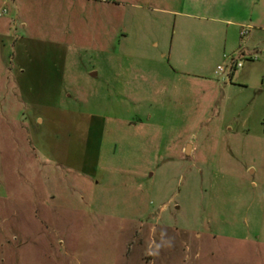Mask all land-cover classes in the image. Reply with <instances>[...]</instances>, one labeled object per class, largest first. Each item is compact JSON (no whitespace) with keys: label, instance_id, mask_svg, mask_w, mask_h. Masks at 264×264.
<instances>
[{"label":"rangeland","instance_id":"obj_1","mask_svg":"<svg viewBox=\"0 0 264 264\" xmlns=\"http://www.w3.org/2000/svg\"><path fill=\"white\" fill-rule=\"evenodd\" d=\"M0 12V264H264V0Z\"/></svg>","mask_w":264,"mask_h":264},{"label":"crops","instance_id":"obj_2","mask_svg":"<svg viewBox=\"0 0 264 264\" xmlns=\"http://www.w3.org/2000/svg\"><path fill=\"white\" fill-rule=\"evenodd\" d=\"M170 13H179V14H190L188 12H182L180 10H169ZM241 25V24H240ZM242 29H243V25H241ZM250 28V27H249ZM241 29V31H242ZM240 31V34H241ZM250 31V30H249ZM249 33V32H248ZM157 44V42H156ZM165 55L167 54V52H164ZM95 75H97V73L95 72ZM38 120L40 122H42V119L38 118ZM37 120V121H38ZM40 149V148H39ZM41 150V149H40ZM52 156V157H51ZM45 162H48L49 164L53 165V166H57L62 168H66L67 170H69V172H78L82 173V174H86L87 176H95L96 174H94L95 172V168H94V163H96V161L98 162V157H91V162H88V157H68L66 156L64 153H55V155L53 154H47V157H41ZM78 162L80 165L76 166L73 163ZM77 163V164H78ZM80 175V174H79Z\"/></svg>","mask_w":264,"mask_h":264},{"label":"built area","instance_id":"obj_3","mask_svg":"<svg viewBox=\"0 0 264 264\" xmlns=\"http://www.w3.org/2000/svg\"><path fill=\"white\" fill-rule=\"evenodd\" d=\"M1 12H0V16H1ZM249 32V27H243L242 31H241V35H245ZM226 58V62L222 65H218L217 70L218 72H227V75L232 74L235 70H237L238 68L242 67V62H240L239 60H237L234 56H224Z\"/></svg>","mask_w":264,"mask_h":264},{"label":"water","instance_id":"obj_4","mask_svg":"<svg viewBox=\"0 0 264 264\" xmlns=\"http://www.w3.org/2000/svg\"><path fill=\"white\" fill-rule=\"evenodd\" d=\"M190 146V145H189ZM187 152H188V148H187Z\"/></svg>","mask_w":264,"mask_h":264}]
</instances>
